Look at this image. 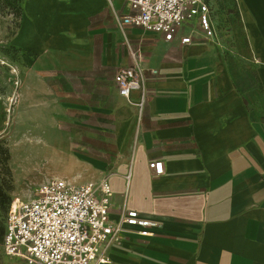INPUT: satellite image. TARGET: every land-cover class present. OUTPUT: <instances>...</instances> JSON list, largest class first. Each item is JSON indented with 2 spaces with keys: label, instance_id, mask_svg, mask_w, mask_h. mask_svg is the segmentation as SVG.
<instances>
[{
  "label": "crops",
  "instance_id": "1",
  "mask_svg": "<svg viewBox=\"0 0 264 264\" xmlns=\"http://www.w3.org/2000/svg\"><path fill=\"white\" fill-rule=\"evenodd\" d=\"M19 2L10 39L35 57L37 97H56L49 83L82 82L61 103L109 105L84 114L109 122L100 130L115 148L110 162L72 155L40 181H106L110 220L135 211L157 224L149 237L127 229L106 264H264V0H212L214 35L193 24L171 41L120 26L121 0ZM135 52L145 72L126 100L113 78ZM50 148L64 152L65 141H43L41 157Z\"/></svg>",
  "mask_w": 264,
  "mask_h": 264
},
{
  "label": "built area",
  "instance_id": "2",
  "mask_svg": "<svg viewBox=\"0 0 264 264\" xmlns=\"http://www.w3.org/2000/svg\"><path fill=\"white\" fill-rule=\"evenodd\" d=\"M111 5V0H106ZM129 12L117 16L120 26H132L158 33L171 41L184 27L197 24L206 38L214 35L211 23L212 0H121ZM190 43L189 37L180 40ZM133 64L120 67L113 81L120 97L130 100L142 86L141 56L131 55ZM152 75L156 71L151 72ZM144 96L136 103L140 108ZM155 175L161 162H151ZM111 190L106 181L75 186L62 179H49L34 190L31 198L14 199L3 234V251L8 258L27 264H106V250L117 243L127 229L149 237L156 222L141 218L135 211H123L117 221L109 218Z\"/></svg>",
  "mask_w": 264,
  "mask_h": 264
},
{
  "label": "rangeland",
  "instance_id": "3",
  "mask_svg": "<svg viewBox=\"0 0 264 264\" xmlns=\"http://www.w3.org/2000/svg\"><path fill=\"white\" fill-rule=\"evenodd\" d=\"M19 11V0H0V264H27L22 259L6 257L3 251V233L14 199L31 198L43 183L40 179L54 165L67 164L72 155L108 162L115 155L112 136L100 130L109 122L84 114L91 107L109 105L61 103L75 99L74 93H82V82L49 83L56 97H37L35 80L27 77L35 57L11 44ZM42 99L44 102H39ZM48 129L53 130L51 136L65 141V151L50 148L41 157L43 141L51 139L43 134Z\"/></svg>",
  "mask_w": 264,
  "mask_h": 264
},
{
  "label": "bare ground",
  "instance_id": "4",
  "mask_svg": "<svg viewBox=\"0 0 264 264\" xmlns=\"http://www.w3.org/2000/svg\"><path fill=\"white\" fill-rule=\"evenodd\" d=\"M42 124V123H40ZM53 133V130L52 129H48L47 131H44V136H47V137H50ZM53 136H51L50 138H52Z\"/></svg>",
  "mask_w": 264,
  "mask_h": 264
},
{
  "label": "trees",
  "instance_id": "5",
  "mask_svg": "<svg viewBox=\"0 0 264 264\" xmlns=\"http://www.w3.org/2000/svg\"><path fill=\"white\" fill-rule=\"evenodd\" d=\"M4 234V233H3Z\"/></svg>",
  "mask_w": 264,
  "mask_h": 264
}]
</instances>
